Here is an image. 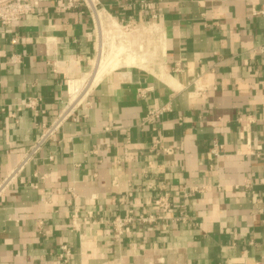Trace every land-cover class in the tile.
<instances>
[{
    "label": "crops",
    "instance_id": "1",
    "mask_svg": "<svg viewBox=\"0 0 264 264\" xmlns=\"http://www.w3.org/2000/svg\"><path fill=\"white\" fill-rule=\"evenodd\" d=\"M96 1L118 20L149 16L141 0ZM147 1L156 22L131 35L117 68L3 197L0 264H264V0ZM67 4L44 0L39 13L0 27V179L34 143L38 122L63 108L67 81L91 72L90 11ZM31 97L39 118L17 110ZM163 106L155 127L142 125ZM158 138L174 152L153 148ZM196 186L207 188L182 209L183 189ZM165 192L168 220L115 231L131 210L158 215L153 201Z\"/></svg>",
    "mask_w": 264,
    "mask_h": 264
},
{
    "label": "built area",
    "instance_id": "2",
    "mask_svg": "<svg viewBox=\"0 0 264 264\" xmlns=\"http://www.w3.org/2000/svg\"><path fill=\"white\" fill-rule=\"evenodd\" d=\"M43 2L44 0H0V27L10 28L21 22L25 17L39 13ZM82 2L90 11L89 13L93 26V36L96 42L91 72L80 79H69L67 81L68 100L64 104L63 108L55 116V118H53V120L49 122L40 120L38 122L40 132L36 140L22 155L17 164L3 178L0 179V204L5 194L17 181L24 169L42 152L51 139L62 129L63 125L74 116L79 104H81L83 98L92 87L91 80L94 73L97 71L99 62H102V60H108L109 58H115L116 60L118 58H122L131 47V35L137 32L139 28L144 26L146 23L154 24L156 22L155 20L158 18L157 13L155 12L154 3L147 0H141L139 2V13L140 16L149 15L147 16L148 19H143L144 17L136 18L134 15H130L118 20L111 13L106 12L96 0H68L66 8L71 9L78 7ZM258 13L264 14V10ZM18 59V55H14L11 58L14 63L17 62ZM76 80H81V84L77 86L74 97L70 92V82ZM196 89L200 94H204L208 90L205 87L197 85ZM39 101L40 100L38 98H28L23 105L18 106L17 110L21 111L28 108L33 112L35 118H39L45 113L44 110L40 109ZM2 110L4 111L5 109ZM167 111L168 108L166 106L150 109L143 118L142 125H153V127H155ZM11 116L15 118L16 113H11ZM161 143L162 140L158 138L155 141L153 148H160V150L162 149V151L168 154H172L174 152L172 148H164ZM221 151L222 145L214 142L211 151L212 154L216 158H219L221 156ZM143 173L146 174L147 172L144 170ZM206 188L207 187L204 186L184 188V203L182 205V209L185 210L187 201L192 193L205 192ZM153 204L160 211L158 215H137L133 210H131L124 217L115 218L113 221L115 231L118 232V234H124L128 228L137 221L142 224L153 225L157 222L168 220L169 218L167 214L171 209L169 193L165 192L163 195L155 198ZM73 217L75 219L77 217L76 214H74ZM182 220H186V214L182 217ZM61 248L62 254L60 255V258H62L65 263H68L72 259L73 253L68 245H63Z\"/></svg>",
    "mask_w": 264,
    "mask_h": 264
},
{
    "label": "bare ground",
    "instance_id": "3",
    "mask_svg": "<svg viewBox=\"0 0 264 264\" xmlns=\"http://www.w3.org/2000/svg\"><path fill=\"white\" fill-rule=\"evenodd\" d=\"M142 45V44H141ZM143 46V45H142ZM141 48V47H139ZM143 49V48H142ZM133 50V49H131ZM134 53L135 50L133 51ZM127 53V52H126ZM131 54V53H130ZM136 55V54H135ZM138 55H136L135 57L137 58ZM128 57V56H127ZM126 57V58H127ZM131 57V56H129ZM135 59V58H134ZM120 61V59H118ZM126 60V59H125ZM130 62V61H128ZM126 64V63H125ZM116 59L115 58H109L108 60H102V62H99L98 64V67H97V71L94 73L93 75V78L91 80V85H95L100 79L101 77L104 75V73H108L111 69H114L115 67L117 68L116 66ZM121 65V64H120ZM109 70V71H108ZM108 71V72H107ZM81 83H80V80H76V81H73V82H70V92L72 93V95L75 97V90L77 88V86H79ZM73 97V98H74Z\"/></svg>",
    "mask_w": 264,
    "mask_h": 264
},
{
    "label": "rangeland",
    "instance_id": "4",
    "mask_svg": "<svg viewBox=\"0 0 264 264\" xmlns=\"http://www.w3.org/2000/svg\"><path fill=\"white\" fill-rule=\"evenodd\" d=\"M80 83H81V80H80Z\"/></svg>",
    "mask_w": 264,
    "mask_h": 264
}]
</instances>
